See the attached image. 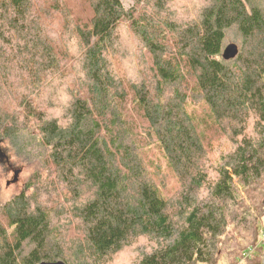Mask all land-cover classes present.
<instances>
[{"label": "trees", "instance_id": "1", "mask_svg": "<svg viewBox=\"0 0 264 264\" xmlns=\"http://www.w3.org/2000/svg\"><path fill=\"white\" fill-rule=\"evenodd\" d=\"M175 1L0 0V144L40 163L0 204V264H109L142 240L133 264H236L257 246L264 0L187 20Z\"/></svg>", "mask_w": 264, "mask_h": 264}, {"label": "rangeland", "instance_id": "2", "mask_svg": "<svg viewBox=\"0 0 264 264\" xmlns=\"http://www.w3.org/2000/svg\"><path fill=\"white\" fill-rule=\"evenodd\" d=\"M127 8H132L136 0H122ZM204 3V0H176L174 4V12L183 20L190 19L193 12H196V8L200 7ZM194 12V13H195ZM231 43L239 42L234 36H229L226 42V46ZM132 63L127 62L126 68L132 70ZM65 101V100H63ZM61 100L60 104H63ZM58 113H62L56 110ZM54 112V111H51ZM50 112V113H51ZM149 156H156L158 158L159 153L148 152ZM34 156H29L25 153L20 154L19 149L16 148L12 141H5L0 144V204H4L6 201L11 200L15 196L21 194L24 191L28 193L32 192V189L27 190V185L33 179L35 172L39 170L40 163L33 160ZM47 171L42 173L43 179L46 177ZM166 180L168 181V187L171 189H178L179 184L176 178L165 170ZM62 223H65V215L62 216ZM77 232V227H65L63 232L64 239L66 236V242L70 241L71 236ZM67 242V244H68ZM145 242L142 240L139 245L125 249L122 253L115 256L113 262L109 264H133L138 256V251L144 249ZM66 247V246H65ZM263 260L264 256V217L260 223V237L257 246L252 249L244 251L243 257L236 262V264H248L246 262L249 258Z\"/></svg>", "mask_w": 264, "mask_h": 264}, {"label": "water", "instance_id": "3", "mask_svg": "<svg viewBox=\"0 0 264 264\" xmlns=\"http://www.w3.org/2000/svg\"><path fill=\"white\" fill-rule=\"evenodd\" d=\"M238 47L235 44H229L226 48H225V52H224V58L226 60H230L233 59L237 56L238 54ZM56 264H64V263H56ZM262 264H264V256H263V260H262Z\"/></svg>", "mask_w": 264, "mask_h": 264}, {"label": "built area", "instance_id": "4", "mask_svg": "<svg viewBox=\"0 0 264 264\" xmlns=\"http://www.w3.org/2000/svg\"><path fill=\"white\" fill-rule=\"evenodd\" d=\"M249 256V255H248Z\"/></svg>", "mask_w": 264, "mask_h": 264}]
</instances>
